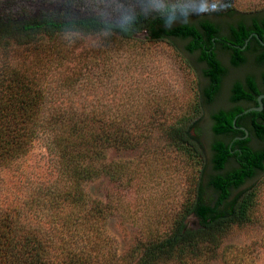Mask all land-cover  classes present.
Wrapping results in <instances>:
<instances>
[{"label": "rangeland", "instance_id": "1", "mask_svg": "<svg viewBox=\"0 0 264 264\" xmlns=\"http://www.w3.org/2000/svg\"><path fill=\"white\" fill-rule=\"evenodd\" d=\"M94 1L95 10L106 17L140 9L134 0H123L122 11H114L117 0ZM211 2L215 10L194 16L192 23L209 20L223 34L227 24L242 16L264 13V0ZM19 9L40 16L62 14L69 7L65 0L54 5L0 0V10ZM174 43L151 41L145 33L112 41L76 35L1 52L0 61L11 62L16 71L35 79L42 95L43 127L27 152L0 166V212L39 237L55 233L64 219L71 220L67 238L74 236L76 246L87 245L84 252L95 264H133L139 247L163 238L193 200L198 182L205 183L211 174L210 146L216 140L211 115L234 106L230 90L240 76L261 71L250 62L233 69L226 56H220L227 74L218 95L207 102L201 95L208 84L203 66L181 42ZM77 118L100 142L122 130L127 146L116 150L107 145L103 156L94 159L99 173L84 185L85 202L74 207V201H64L54 190L55 178L60 180L56 138L67 135L64 129H51L65 128ZM171 128L184 132L168 136ZM178 135L187 142L178 143ZM251 145L264 148V142L255 139ZM39 183L43 186L36 194L33 189ZM240 190L255 193L251 222L224 233L215 257L203 264H264V171ZM185 223L188 229L198 226L193 215ZM156 264L178 263L163 258Z\"/></svg>", "mask_w": 264, "mask_h": 264}, {"label": "trees", "instance_id": "2", "mask_svg": "<svg viewBox=\"0 0 264 264\" xmlns=\"http://www.w3.org/2000/svg\"><path fill=\"white\" fill-rule=\"evenodd\" d=\"M40 1L46 5L61 2ZM65 3L69 7L67 14L48 12L33 16L26 9L14 12L0 10V53L10 48L40 45L63 36L98 35L112 41L132 40L145 33L151 41L171 44L179 41L187 53L196 55V63L203 66L202 75L208 81L201 95L207 102H212L227 72L215 54L217 46L228 39L233 46L239 47L222 44L223 50L232 52V64L236 65L243 60L241 48L250 36L249 29H254L260 39L264 34V13L242 16L235 24H227L225 36L218 25L205 19L167 30L161 20H153L158 15L156 12L149 13L146 18L139 17L140 9L135 7L114 18L98 13L94 0H65ZM129 17L133 19H127ZM246 18L252 22L249 29ZM122 27L129 31H121ZM263 61L264 53L258 59V62ZM0 62L1 166L27 152L43 126L39 125L42 95L35 87V79L16 71L11 62ZM262 94L264 74L262 85H258L252 77H248L245 83L236 82L233 85L229 102L234 106L211 115V132L216 137L210 146L211 174L205 183L203 180L198 182L193 190V200L173 222L168 233L163 238L139 247L140 254L133 264H156L163 258L172 259L178 264H203V261L215 257L224 233L232 227H242L251 222L255 193L246 194L240 189L264 171V148L257 150L250 145L251 137L264 142V108L261 112L238 115L250 107H258L257 98ZM262 104L264 106V100ZM240 125L246 127V138L245 131L239 129ZM60 129H64L67 138H56L55 146L60 158L57 173L60 180L55 178L54 185L57 188L54 190L63 196L64 201H74L75 207L82 205L87 198L84 185L99 173L94 159L103 156L107 145L120 150L127 146V141L120 130L112 135V139L100 142L78 118L77 122L67 124L65 128L51 131L57 133ZM183 132L181 128L166 130L168 136ZM178 137V143L187 142L180 135ZM40 185L43 186L39 183L33 189L36 194L41 192ZM51 203L57 206L56 202ZM189 215H193L198 222L195 229L187 228L185 218ZM56 220L63 219L57 216ZM67 221L71 220L64 219L61 228L55 227V233L39 237L40 234L20 227L15 217L13 219L8 213L0 212V264H95L89 254L84 252L87 245L84 248L76 246L72 240L74 236L67 238L71 227Z\"/></svg>", "mask_w": 264, "mask_h": 264}, {"label": "clouds", "instance_id": "3", "mask_svg": "<svg viewBox=\"0 0 264 264\" xmlns=\"http://www.w3.org/2000/svg\"><path fill=\"white\" fill-rule=\"evenodd\" d=\"M139 4V17H147L149 13L156 12L153 20L163 22L165 29L171 30L177 25H187L193 22L194 16L200 17L211 14L215 9L211 0H134ZM126 5L123 0H117L114 11H122ZM66 10L62 14H67ZM135 17V18H139ZM127 19H133L129 17ZM121 31L127 32L128 28L122 27Z\"/></svg>", "mask_w": 264, "mask_h": 264}, {"label": "flooded vegetation", "instance_id": "4", "mask_svg": "<svg viewBox=\"0 0 264 264\" xmlns=\"http://www.w3.org/2000/svg\"><path fill=\"white\" fill-rule=\"evenodd\" d=\"M261 20H262V16L260 17V21ZM236 22L237 21H235L234 24ZM245 23H246V25H248V29L251 28V27H249V26H251V23H252L250 21V19L246 18ZM249 30H250V36L248 39H246L245 45L241 48V54L240 55H241V58L243 59L241 62H239L236 65L232 64V52L223 50L222 44H224V43L227 47L239 48L237 46H233L231 44V42L228 41V39H226L225 41H223V43H221L220 45L217 46V48L215 50V54L217 55L218 59L220 60V62L222 63L223 66H225V65L223 64L222 60L220 59V56H222V55L226 56L228 66H230L233 69L241 68L242 66L246 65L248 62L257 65L258 67L261 68L260 73H258V74L245 73L242 76H240V79H237L238 80L237 82L245 83L246 80L248 79V77H252L258 83V85H262V75L264 74V61L258 62V59L261 58L263 53H264V34L262 35V38L260 39V37H258V35L256 34V31L254 29L251 28ZM224 35L227 36L226 31H225ZM252 37H255V40H252ZM226 74H227V72H226ZM226 74H225V76H226ZM233 85L231 86V89H232ZM243 105L247 106L248 104L244 103ZM250 108H255V107H250ZM250 108H248V109H250ZM248 109H246V110H248ZM222 110H228V109H222ZM218 111H216V112H218ZM239 129L247 132L246 127L244 125H240ZM247 136H248V132H247V135L244 136V138H246ZM244 138H240V139H244ZM253 139H255V138H253V137L250 138V145H251V142Z\"/></svg>", "mask_w": 264, "mask_h": 264}, {"label": "water", "instance_id": "5", "mask_svg": "<svg viewBox=\"0 0 264 264\" xmlns=\"http://www.w3.org/2000/svg\"><path fill=\"white\" fill-rule=\"evenodd\" d=\"M262 100H264V94L258 96L257 98V103H258V107H255V108H250L246 111H244L242 114L238 115V116H241L243 114H246L248 112H260L263 110L264 106L262 104ZM233 124H235V121L233 122ZM246 135H247V132L245 131Z\"/></svg>", "mask_w": 264, "mask_h": 264}]
</instances>
